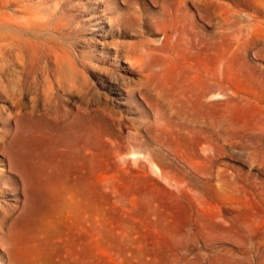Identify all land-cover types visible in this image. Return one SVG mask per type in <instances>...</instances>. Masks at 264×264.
Returning a JSON list of instances; mask_svg holds the SVG:
<instances>
[{"label": "rangeland", "instance_id": "obj_1", "mask_svg": "<svg viewBox=\"0 0 264 264\" xmlns=\"http://www.w3.org/2000/svg\"><path fill=\"white\" fill-rule=\"evenodd\" d=\"M20 262L264 264V0H0Z\"/></svg>", "mask_w": 264, "mask_h": 264}, {"label": "bare ground", "instance_id": "obj_2", "mask_svg": "<svg viewBox=\"0 0 264 264\" xmlns=\"http://www.w3.org/2000/svg\"><path fill=\"white\" fill-rule=\"evenodd\" d=\"M134 67H136L138 70H139V68H140V65H137L136 64V62H134V65H133ZM191 66V65H190ZM158 76V75H157ZM153 80V79H152ZM44 183H41V185H43ZM36 190H38V188H36ZM73 237H74V235H73ZM41 238V237H40ZM43 241V240H42ZM29 248V247H28ZM31 248V247H30ZM27 250V248L25 247V246H21L20 248H18V250H17V252H18V254L20 255V257H22V259H24L23 257L25 256V251L24 250ZM35 249H37V248H35ZM51 251V255H52V257H53V259L54 260H56L57 262L59 261V258H60V248H59V246L58 245H56L55 247H52V249L50 250ZM27 254V253H26ZM19 257V256H18ZM48 257V256H47ZM26 258V257H25ZM21 259V258H20ZM24 261H25V259H24ZM23 262V261H22ZM22 262H20V264H24V263H22ZM26 263H27V261H26Z\"/></svg>", "mask_w": 264, "mask_h": 264}]
</instances>
